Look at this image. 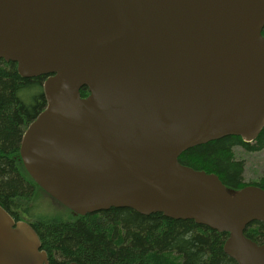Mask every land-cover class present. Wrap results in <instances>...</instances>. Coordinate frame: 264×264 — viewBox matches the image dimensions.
<instances>
[{
    "label": "water",
    "instance_id": "95a60500",
    "mask_svg": "<svg viewBox=\"0 0 264 264\" xmlns=\"http://www.w3.org/2000/svg\"><path fill=\"white\" fill-rule=\"evenodd\" d=\"M263 27L264 0H0V59L45 76L19 143L28 175L74 214L191 219L226 233L237 264H264V240L244 234L264 223V189H228L178 160L263 129ZM0 264H51L1 205Z\"/></svg>",
    "mask_w": 264,
    "mask_h": 264
},
{
    "label": "trees",
    "instance_id": "16d2710c",
    "mask_svg": "<svg viewBox=\"0 0 264 264\" xmlns=\"http://www.w3.org/2000/svg\"><path fill=\"white\" fill-rule=\"evenodd\" d=\"M264 36V27L262 29ZM45 76L21 77L14 62L0 59V205L15 219L36 230L41 249L51 264H237L223 251L227 236L191 219H173L161 213L140 214L130 208H109L76 215L48 197L26 172L19 156L23 131L44 108L42 81ZM87 95L86 88L80 90ZM234 146L246 151L264 149V127L246 143L227 135L183 151L178 160L195 170L216 174L232 190L252 184L264 189V177L243 181L244 162ZM40 190L67 212L34 214L28 201ZM245 236L264 240V223L251 222Z\"/></svg>",
    "mask_w": 264,
    "mask_h": 264
},
{
    "label": "rangeland",
    "instance_id": "374dc122",
    "mask_svg": "<svg viewBox=\"0 0 264 264\" xmlns=\"http://www.w3.org/2000/svg\"><path fill=\"white\" fill-rule=\"evenodd\" d=\"M233 150L235 157L244 162L242 173L244 182H255L264 177V149L249 152L241 146H234ZM26 204L27 207L29 206L30 208L31 216H29V218L31 220L36 219L34 214L53 215L58 211L61 214L67 215L64 209L48 199L40 190H36L32 195V200L28 201Z\"/></svg>",
    "mask_w": 264,
    "mask_h": 264
},
{
    "label": "flooded vegetation",
    "instance_id": "af4514ba",
    "mask_svg": "<svg viewBox=\"0 0 264 264\" xmlns=\"http://www.w3.org/2000/svg\"><path fill=\"white\" fill-rule=\"evenodd\" d=\"M36 231V230H35Z\"/></svg>",
    "mask_w": 264,
    "mask_h": 264
}]
</instances>
